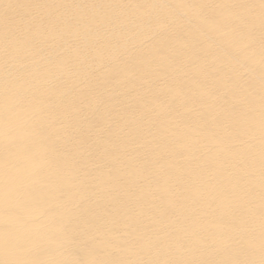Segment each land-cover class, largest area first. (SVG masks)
<instances>
[{"label": "bare ground", "instance_id": "bare-ground-1", "mask_svg": "<svg viewBox=\"0 0 264 264\" xmlns=\"http://www.w3.org/2000/svg\"><path fill=\"white\" fill-rule=\"evenodd\" d=\"M0 264H264V0H0Z\"/></svg>", "mask_w": 264, "mask_h": 264}]
</instances>
